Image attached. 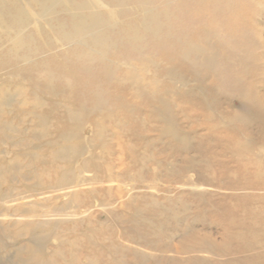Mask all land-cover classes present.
<instances>
[{
    "label": "bare ground",
    "instance_id": "6f19581e",
    "mask_svg": "<svg viewBox=\"0 0 264 264\" xmlns=\"http://www.w3.org/2000/svg\"><path fill=\"white\" fill-rule=\"evenodd\" d=\"M247 13L248 18L244 16ZM262 17L264 0H0V221L8 224L6 230L10 247L14 251L13 262L101 264L99 256H95L93 252L99 243H96L99 236L95 228L97 226L93 227V222L79 220L89 217L92 208L96 207L91 204L92 201L98 202L99 209L108 212L122 202V207L130 212L128 220L136 226H153L149 217L151 214L161 220L158 224L160 229L169 224V220H175L176 214L171 218L168 214L174 208L173 200L168 199L170 201L166 200L165 203H168L165 204L162 200L159 202L157 195L155 196V193L162 191L159 186L160 161L153 166L157 171L147 181L145 172L149 171L144 167L145 156H138L130 142L125 147L129 163L122 173L114 171L115 163L111 165L110 160L102 164L105 157L117 153V149L113 148L114 142L121 137L115 129L117 126L120 128L122 123L118 120L116 122V118L111 116L115 114L111 113V102L116 95L111 89L127 93L129 102L147 105L146 110L155 116L156 122L160 123L158 126H162L159 138H167L170 143L168 145L181 146L182 153L188 152L194 144L193 135L183 130L171 100L177 97L176 93L180 88L199 85L200 88H195L198 91V102L202 104L205 112L208 111V119H218L222 126L240 124L241 130L242 125L250 130L249 126H254V122L248 117V110L263 114L264 118V41L260 28ZM119 47L121 48L118 49ZM23 72H27L30 77L23 79ZM161 75L163 78L159 79ZM91 84L94 85L93 92L91 90L82 94L81 90L92 87ZM82 85L83 89L80 88ZM202 85L205 89L206 86L210 88L212 99L204 97ZM193 90L194 87L192 90L187 89L184 96ZM221 98L222 101L237 99L244 110H232L234 115L228 114V117L224 110H217L214 115V110L210 111V107L214 104L220 106ZM122 99L128 102L124 95ZM49 102H52L51 106L48 105ZM89 103L92 104L91 107L88 106ZM177 104L183 108L186 105ZM127 112L121 113L127 116ZM63 114L65 117L60 118ZM93 115H96L94 119L91 117ZM141 115L143 116L142 113ZM122 128L127 130L125 127H121V130ZM262 133L264 140V131ZM253 137L243 134L227 143L233 144L230 150L244 172L243 178L252 188L264 190V142L254 152L255 149H251ZM150 140H144L147 142L142 143L144 148L147 144L152 145V142H148ZM120 143L118 145L121 148L123 143ZM124 143L127 144V141ZM121 152L124 153L123 150ZM120 156L119 159H122L123 154ZM165 156L163 158L166 159ZM186 160V173L180 185L196 191L198 187L194 182L193 170H190V158ZM124 163L121 162V165ZM171 164L165 170L169 172L167 175L176 177L181 170H173L174 166L170 167ZM27 171L34 175L28 176L25 174ZM103 172L106 175L101 178ZM115 183L121 186L117 190L118 198L114 195L116 190H113L112 184ZM134 192L144 194L133 197ZM182 209L185 212L186 206ZM107 222L108 220L104 223ZM100 230L103 233L104 230ZM110 233L112 236V231ZM188 237L185 238L188 240ZM1 241L0 239V247L4 245ZM81 242L88 243L86 254L82 251ZM110 243L114 255L127 251L130 246L129 253L132 257L142 258L143 252H139L138 247H124L117 238L115 241L110 239ZM193 259L196 260L194 257ZM10 263L12 264L9 261L8 264ZM109 264L126 263L110 257Z\"/></svg>",
    "mask_w": 264,
    "mask_h": 264
},
{
    "label": "rangeland",
    "instance_id": "374dc122",
    "mask_svg": "<svg viewBox=\"0 0 264 264\" xmlns=\"http://www.w3.org/2000/svg\"><path fill=\"white\" fill-rule=\"evenodd\" d=\"M248 14L249 13L244 14V16L246 18H248L249 17ZM260 21H261L260 22L261 23L260 24V28H261V38L264 41V17H262L260 19ZM120 48L121 47H119L118 49H120ZM262 62L264 63V61H262ZM162 75L160 77H158V78L159 79L163 78ZM21 77L23 79H27L28 77H30V75H28L27 72H23V73H21ZM164 83L166 84V86L168 85L167 80H165ZM90 86H92V84ZM93 86L92 87L85 88L84 91L81 90V93L82 94H85L88 91L90 92L91 90H92L91 92H93V89H94ZM189 86H187L186 88H180L179 89V92L176 93L177 94V97H174L175 101H174V99H171L172 100V104H174V107L173 108H175L174 111L176 112V115L178 116V120H181L179 122L182 124L181 126H182L183 130H185V132H187V133H190L191 136L193 135L192 138H193V144L194 145H192L191 148L188 150L189 155H187L188 154L187 151H183L184 153H182V149H180L181 146L180 147L177 146V145L175 146V144L168 145L170 143H169V140L167 138H161V137L159 138L158 135L161 134L160 132H161L162 126H158V124L160 125V123L156 122L157 119L155 120V118H154L155 116H152L149 113V111L146 110V109H148V106L147 105H142L141 106L140 104H137L134 101H130L129 102L130 98L127 97V93H125V92L122 93V92H120V90H118V92H117V90L111 89L113 91L112 93H114V95L116 93V95H117V96L116 95L113 96L114 97V98H112L113 102H111L112 100H110L111 107H113V110L111 111V113L114 114V112H115V114L114 115L111 114V116H113L114 118H116L115 119L116 122L119 121V123H120V121H121V123H122V126L121 127H125L128 130V132L124 128H122V130H121V127L120 128H119V126H117L118 128L116 127L117 129H115V131L117 130L118 131V134L121 135V137H120L121 138V141H120V138H119L118 139L119 142H118V140L115 141L116 144L114 142V147L113 148H114V150L117 149V150H115V152H117V153L115 155L111 156V157H109V156L108 157H105L103 159L104 161H102V164L105 161L106 162H109V160H110V162L112 161L111 165H113L115 163L114 166L116 168H115L114 171L116 173L118 171H119L118 173H122V171L127 167L128 163H129L128 157H127L128 154H126V148L125 147L128 144H131V143H133V144H131V147L134 148V150L136 151V153H137L138 156H141L142 154H143L142 157L145 156V157H143L144 158V161L143 162L145 164L144 167L147 168L146 171H149V172H145L146 173L145 179L147 181H150L151 175H153L152 173H154L155 171H157L155 169V167H153V166L155 165V163H157L158 161H160V162H158V164H160L159 166H161V167H159V169L161 168V170L160 171L158 170V171H159V174H160L159 176H161L160 177L161 182L159 183V186H160V188H161L162 191L160 192L161 194L160 193H155V196L157 195L156 198H157V200L159 202H162L163 201L165 203L166 200L167 201H170L168 199L173 200V203H174L173 204V207L174 208H173V210L169 211L168 214H169V218L174 217V215L176 214V218H175V220H169V224H166V226L164 225L163 229L162 228L160 229L158 224H160L161 220L159 218H156L155 216H153L151 214L149 217L153 221L152 222L153 223V226H151V224H149L148 226H143V227L142 226H136L135 223L134 224L133 223H130V220H128L129 217H130L129 216L130 212L128 213V211L125 209V207H122V202H119L117 204V208L115 207L114 210L112 209V210H110L108 212V211H105L103 209H99L97 207L98 202L96 203V201H92L91 204H93L96 207L92 208L93 211L91 210V213L88 215L89 217H87V216H86L87 218L86 217H84V218L82 217L79 220L80 221L86 220V222H91V223L92 222L93 223L95 222L94 224L92 223V225H93V227H94V225L97 226V227H95V228H97V232L99 233V234L97 233V236L99 235L97 238H100L101 240L100 239H97L96 236H95L96 243L97 242H99V243L96 244V246H95L96 248L93 250V252L95 253L94 254L95 256H99L101 264H104V263L109 264L110 257H112L113 259H115V258L116 259L117 258L118 259H121L126 264H138V263L139 264H141V263L144 264V262H145V264H158V263H160V264H171V263H173V264H178V263L179 264H187V262H188V264H222V262H223V264H234V263H236V264H245V263L246 264H255L257 262H259L257 264H260V263H263L264 264V259H263L264 258V253H263L264 252V232H263L264 231V225H262V224H264V190H257V188H252V186L249 185V182L246 179L243 178L244 172H243L242 169H240V165L238 164V162L236 161V159L233 158L232 152L230 150L233 144L232 143H227V142H232L235 138H240V136L243 135V134L246 135V136L251 135L252 137L254 136L253 137V142H252L253 144H251V149L253 150V148H254L255 150H253V151L254 152H257L258 151V147L260 145H262L263 142H264V140H263V133H262L264 131V126H263L264 125V118H263V114H259V113H256V112L254 113L252 110H248L247 111L248 112L247 114L249 115V116L248 115L247 116L250 117V118H252L251 121L254 122V126L257 124L255 126V128H254L253 124H251L249 126V129L251 128L250 130L246 129L245 128L246 126L244 127L243 125H242V130H241L240 124H236L234 126L233 125H230V126L223 125L222 126V125H220V124H222L221 121L219 122L218 119H208L207 118L208 117V113H207L208 111L205 112L202 104L200 102H198V97H199L198 94H197L198 91L195 90V88H197L199 85L197 87H195V85H191V87L188 88ZM193 87H194V90H193L194 91V94H193V91H190L186 96H184L185 94H183V93H185L187 89L192 90ZM80 88L83 89V85ZM198 88H200V87H198ZM202 88H204V97H207L208 96L207 98L210 99L211 98V96H210V90H209L210 88H208L206 86L207 89H205V86L204 85H202ZM178 94H180V95H178ZM199 94H200V92H199ZM123 95L128 100V102L127 101H124L122 99L123 98ZM190 95H193V96H190ZM114 100H115V103H114ZM192 100H193V102H192ZM224 100L222 101V98L219 100V101H221V103L224 102L223 103L224 106L221 103H219L220 106H217L216 104H214L213 106L211 105L212 109L210 107V111L211 110L212 111L214 110V115H216L215 112H218L217 110H219V111L224 110L225 112H227L226 115H225L226 117L233 116L234 115V111L237 112L238 109L240 110V112H242V109L243 108H242L240 102L237 99H232L231 101H226V100L224 101ZM119 101L121 103H119ZM116 102H117V104H116ZM50 103H52V102H49L48 105L51 106L52 104H50ZM177 103H181V105H183V106L186 104L190 108L188 106H186V105L183 108V107L180 106V104H177ZM113 104H114V106H112ZM115 104H116V106H115ZM133 104L138 105V107H135V105H133ZM90 105H92V104L89 103L88 106L91 107ZM118 105H121V106H118ZM199 105H201V107ZM143 106H144V108H143ZM176 106H178L179 108L176 107ZM116 108H118V109H116ZM132 108H134V109H132ZM138 108H140V109H138ZM115 110H117L118 113ZM119 110H121V111H119ZM129 110H131L130 111L131 114H130ZM232 110H234V111H232ZM202 111L204 113H202ZM121 112H123V113L127 112L128 115L126 116V115H124ZM147 112H148V114H147ZM180 112H181V114H180ZM141 113L143 114V116L141 115ZM132 114H133V116H132ZM256 114L258 116H256ZM117 115H119V116H117ZM134 115H135V117H134ZM179 115H180V117H179ZM203 115H205V116H203ZM94 116H96V115H93L91 117H93V119H94ZM137 116H139V117L141 116V117L138 118ZM59 117L60 118H63L65 116L63 114V115H60ZM122 117H124V118H122ZM131 117H133V118H131ZM204 117H205V119H204ZM135 118H137V119H135ZM152 118L154 119V121H153ZM202 119H204V120H202ZM91 120H92V118L90 119V123H91ZM131 120H132V122H131ZM254 120L257 121V122H255ZM128 121L131 124H129ZM148 121H149V124H148ZM123 122H125V125H124ZM144 122H147V123H144ZM191 122H192L193 125L191 124ZM193 122L195 123V125H194ZM196 122H198V123H196ZM204 123H206V124H204ZM216 124L219 127H221V126L222 127L221 128H218V126ZM150 125H152L153 127L151 126L152 127L151 128ZM144 126H145L146 129L144 128ZM147 126H148V129L149 130L147 129ZM234 127H235V129L237 131L234 129ZM128 128H130V129H128ZM137 128H139V129L137 130ZM157 128H158V130H157ZM207 129L208 130L211 129L210 132H208ZM220 129H221V132H220ZM231 129H232V131H231ZM257 129H259V130H257ZM142 130H143V132H142ZM153 130H155L156 132L155 131L153 132ZM212 130H215V131H212ZM198 131H200L201 133L198 132ZM214 132H215V134L217 136L214 134ZM255 132L258 135H255L256 134ZM144 133H146V134H144ZM223 133H225V134H223ZM124 134H126V135H124ZM140 134L143 137H141ZM200 135H203V137L200 136ZM214 135H215L216 138L214 137ZM211 137H213V138H211ZM152 138H156V139H152ZM222 138H224V139H222ZM231 138H232V140H231ZM258 138L260 140H262V141H260ZM147 139H149V140L152 139V140L148 141V142H152V145L151 146H148V144H147L146 147L144 148V144L147 143V142H144V140H147ZM209 139H211V140H209ZM257 139H258V141H256ZM132 140H134V141L136 140V141L134 142ZM160 140H162V141H160ZM126 141H127V144L124 143ZM165 141H167V142H165ZM259 141L262 142V143H260ZM157 142H158V144H157ZM207 142L210 143V144L208 145ZM219 142L222 145H220ZM119 143L120 144L123 143L121 145V148H120V145H118ZM142 143H144V144H142ZM223 143H225V144H223ZM211 145L214 146L213 147L214 149L216 147L217 148L215 150L214 149H211L212 148ZM168 146H171V147L168 148ZM254 146H256V147H254ZM177 147H178V151H177ZM152 149H153V151H152ZM163 149H165V150H163ZM121 150H123L124 153L123 152L120 153ZM160 150H161V152H160ZM209 150H211V151H209ZM174 151H176L177 153L174 152ZM205 152H206V154H205ZM151 153H153V154H151ZM197 153L199 155H197ZM117 154H119V155H117ZM121 154H123V158L122 159H119L120 157H122V156H120ZM145 154L147 155V157H146ZM154 155H156V156H154ZM158 156H160V157H158ZM164 156L166 157V159L163 158ZM213 156L215 158H213ZM142 157H141V159H143ZM149 157H150V160H148ZM21 158H23V157H21ZM154 158H155V160H154ZM187 158H190V161H191V169L190 170H193L192 171V174L194 175V182H195V184L198 187L196 189V191H192L191 189H187L186 187H182L180 185L181 184L180 183L181 182V179L184 177V175L186 173L184 166H185V163L187 161L186 160ZM114 159H115L116 162L114 161ZM146 159H147V161H146ZM162 159H164V160H162ZM216 159H217V161H216ZM118 160H121V161H118ZM169 160H170V162H169ZM171 160H172V162H171ZM117 161H118V163H117ZM178 161H179V163H178ZM121 162L122 163L125 162L126 165H124L125 163L123 165H121ZM146 162H148V164ZM180 162H181V164H180ZM197 162H198V165H197ZM208 162H210V163L208 164ZM173 163H174V165H173ZM175 163H177V164H175ZM118 164H120V166ZM170 164H171L170 167L173 168V166H174V169L173 170L177 169V171H178L180 169L182 172L181 171L180 172L175 171V172H177L176 177H172V176L167 175V174H169V172L167 170H165V169L167 168V166L169 167ZM234 164H236V165H234ZM177 167H179V168H177ZM232 168H234V169L232 170ZM235 168H236L237 171L235 170ZM151 170H152V172L150 173ZM103 171H105V169ZM235 171H236V174H235ZM25 174H27L28 176L29 175H31V176L34 175L33 173L30 174V172H28V171ZM203 174H204V176H203ZM105 175L106 174H104V172H103L102 175H101V178H103ZM161 178L164 179V180H162ZM222 182H223V184H222ZM226 182H228V183H226ZM173 183H175L176 185H174ZM221 184H222V186H221ZM112 185L114 186V189L113 190H116V191H114V193H115L114 195L117 196V198H118L119 197L118 196L119 195L118 194L119 191H117V190H118V187H121V186H119V184H117V183L112 184ZM176 186H177V188H176ZM172 187H173V189L170 190V188H172ZM208 187H210V188H208ZM122 189H124L123 186H122ZM166 192H167V194H165ZM116 193H117V195H116ZM142 194H144V193H137V192L135 193L134 192V193H132V196L133 197H136V196L142 195ZM123 196H125V193L123 194ZM195 196H197V197L195 198ZM179 197H181V198H179ZM251 197H252V199H251ZM248 200H250V201H248ZM123 201H124V199H123ZM167 203L168 202H166L165 204H167ZM234 203H235V205H234ZM246 203H248V205ZM184 206H186V209L188 211H186V209H185V212H184V210L182 209V208H184ZM244 206L245 207L247 206V208H245ZM248 206H249L250 209L248 208ZM256 210H258V211H256ZM257 212L260 213V214H258ZM126 214L128 215V218H127ZM168 214L166 215L167 217H168ZM84 215H86V214H84ZM120 215H121V217H120ZM91 218H93V221H92ZM124 218H126V219H124ZM106 220H108V222L105 224L104 222H106ZM117 220H120V221H117ZM252 220H254V222ZM123 222H124V224H123ZM102 223H103V226H102ZM154 224H155V226H154ZM85 225H86V223L84 224V226ZM227 225H228V227H227ZM6 228H8V224L7 223H1V221H0V239L2 240L1 242H3V244H4L2 247H0V264H8L9 261L12 262V264H16L15 262H13L14 259H12V257L14 256L13 255L14 254V251H13V248L10 247L11 244H10V240H9V234H8ZM98 228H99V231H98ZM100 228L102 229V231L104 230L103 233L101 232ZM120 228H121V231H120ZM191 230H192V232H191ZM193 230L195 232H193ZM10 231H13V230L10 229ZM110 231H112V236L110 235L111 234ZM165 231H168V232H165ZM121 232H123V233H121ZM239 232H240V234H239ZM190 233H191V235H189ZM243 233H245V234H243ZM102 236L104 238H102ZM109 236L112 237V238H110ZM122 236H124V237H122ZM186 236H189L188 237V240H189V242L191 241L190 244H189V242H187L188 240H187V238H185ZM190 236H192V237H190ZM194 236H195V238H193ZM128 237H129V239H128ZM134 237H136V238H134ZM231 237H233V238H231ZM116 238L119 241L122 242L121 244L124 247L125 246L127 247V245L128 246L131 245L132 248H133V246L138 247L137 249L140 248L139 249V252L141 251V253L143 252V254H144V255L142 254V258L139 257V258L136 259V257L135 258L132 257L133 255L131 253H129L130 252V249H131L130 246H129L130 249L127 247L128 250L127 251H123V253L121 252V253H118L116 255L112 254L114 252V250H113L112 245L110 243V239H113L115 241ZM133 238L136 241H134ZM141 238H143L142 239L143 241L141 240ZM145 239H147L146 242L144 241ZM140 240H141V242H140ZM202 240L204 241V244H202V242H203ZM105 241H106V244H105ZM198 241L201 242V243H199ZM132 242H134L135 244L132 243ZM184 242L185 243L187 242V243L185 244ZM81 243L82 244L80 246H82V251H83L84 254H86L87 253V250L89 248V247H87L88 246V243L87 242H81ZM193 243L196 246L193 245ZM139 244H140V246H139ZM188 244L191 246L192 251H191L190 246ZM186 245L188 246V248H187ZM210 245L211 246L213 245V248ZM99 246H100V248H99ZM257 248H259V249H257ZM238 249H239V251H238ZM245 249H246V251H245ZM200 251H202V252H200ZM110 253L112 255H110ZM201 253H202V255H201ZM188 254L190 255V257H189ZM231 254H234V255H231ZM102 255L104 257H102ZM204 255L206 257H204ZM252 255H253V257L255 256L256 259L253 258ZM153 257H154V259H153ZM173 257H175V258H173ZM188 257L190 258V260H189ZM193 257L196 260H194ZM104 258H105V260H104ZM172 258L175 259V260H173ZM149 259H150V261H149ZM188 260L191 261V262H189ZM205 260H206V262H205ZM246 260H248V261H246ZM252 260H253V262H252ZM219 261H220V263H219Z\"/></svg>",
    "mask_w": 264,
    "mask_h": 264
}]
</instances>
